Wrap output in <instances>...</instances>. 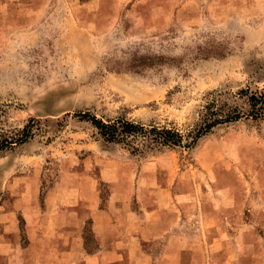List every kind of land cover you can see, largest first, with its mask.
<instances>
[{
  "label": "rangeland",
  "instance_id": "obj_1",
  "mask_svg": "<svg viewBox=\"0 0 264 264\" xmlns=\"http://www.w3.org/2000/svg\"><path fill=\"white\" fill-rule=\"evenodd\" d=\"M246 88L264 90V0H0V216L9 208L24 246L20 203L42 222L51 200L126 201L149 228L163 219L160 237L142 231L151 264L167 248L173 264H264V119L132 154L79 118L187 138L213 99L246 113ZM82 239L98 245L90 216Z\"/></svg>",
  "mask_w": 264,
  "mask_h": 264
},
{
  "label": "crops",
  "instance_id": "obj_2",
  "mask_svg": "<svg viewBox=\"0 0 264 264\" xmlns=\"http://www.w3.org/2000/svg\"><path fill=\"white\" fill-rule=\"evenodd\" d=\"M82 199L85 205L72 212L65 206L53 208L54 200H51L42 216V222L40 219L35 220L34 200H31L30 206L20 203L21 206L15 209H22L21 213L25 219H27L25 213L31 214L28 219L30 222H26L30 243L24 246L21 245L13 213L7 210L9 208H3L0 216V264H151L154 262L151 254L143 247L148 238L143 237L142 231L153 229L154 237H160L165 228L162 217L153 219L154 228L151 226L149 228L136 214L131 213L129 218L130 209L126 206V201L112 202L107 211H100L95 201L87 203L85 198ZM23 200L24 198H21L22 202ZM87 216L92 219L93 232L98 241L97 247L91 249L85 247L82 239V228ZM28 225L32 228H29V232ZM174 253L172 248H167L169 260L166 264H173Z\"/></svg>",
  "mask_w": 264,
  "mask_h": 264
},
{
  "label": "trees",
  "instance_id": "obj_3",
  "mask_svg": "<svg viewBox=\"0 0 264 264\" xmlns=\"http://www.w3.org/2000/svg\"><path fill=\"white\" fill-rule=\"evenodd\" d=\"M240 97L248 110L246 113L237 108L225 113L222 106H219L218 100H211L201 113V123L189 133L185 138L174 129L166 127H145L142 124L134 123L123 118H116L104 122L95 116L84 113L79 114L81 120L91 124L96 130L97 137L105 144L119 145L127 148L132 154L149 152L154 149L185 147L192 149L203 136L210 133L215 127L238 121L243 115L252 120L264 119V90H250L246 88L240 90ZM32 121V120H30ZM22 137L17 140L24 142L28 139L30 131L23 129ZM3 144L0 145L2 149Z\"/></svg>",
  "mask_w": 264,
  "mask_h": 264
}]
</instances>
